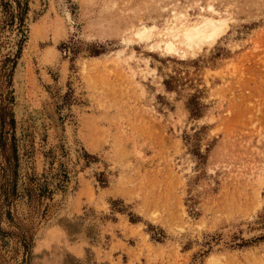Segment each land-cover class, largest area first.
<instances>
[{
  "label": "rangeland",
  "instance_id": "374dc122",
  "mask_svg": "<svg viewBox=\"0 0 264 264\" xmlns=\"http://www.w3.org/2000/svg\"><path fill=\"white\" fill-rule=\"evenodd\" d=\"M209 4L228 18L212 45L128 41ZM5 13L0 264H264V0H28L21 30Z\"/></svg>",
  "mask_w": 264,
  "mask_h": 264
},
{
  "label": "bare ground",
  "instance_id": "6f19581e",
  "mask_svg": "<svg viewBox=\"0 0 264 264\" xmlns=\"http://www.w3.org/2000/svg\"><path fill=\"white\" fill-rule=\"evenodd\" d=\"M208 8L211 14H217L218 17L200 15L199 19L191 21L187 13L174 10L172 21L168 22L165 28L143 24L135 28L133 37L128 41H154L152 46L181 56L194 53L204 45L216 42L228 25V18L221 15L212 4H209ZM117 57L123 59L122 52H118ZM209 259L214 260V255Z\"/></svg>",
  "mask_w": 264,
  "mask_h": 264
},
{
  "label": "trees",
  "instance_id": "16d2710c",
  "mask_svg": "<svg viewBox=\"0 0 264 264\" xmlns=\"http://www.w3.org/2000/svg\"><path fill=\"white\" fill-rule=\"evenodd\" d=\"M1 6L6 11V16L3 22H10L14 25L17 22V28L23 29L24 17L28 9V0H0ZM1 126L5 124V117L0 114ZM0 149L4 158V163L1 166L2 181L0 189L6 198L13 196L17 192V168H18V155L17 145L13 143L9 146L5 132L2 130L0 133ZM29 191H34L40 198L45 194H51L52 190L44 183H35Z\"/></svg>",
  "mask_w": 264,
  "mask_h": 264
}]
</instances>
